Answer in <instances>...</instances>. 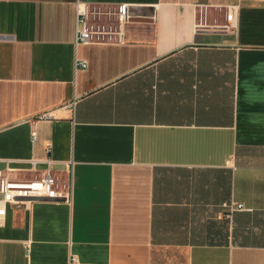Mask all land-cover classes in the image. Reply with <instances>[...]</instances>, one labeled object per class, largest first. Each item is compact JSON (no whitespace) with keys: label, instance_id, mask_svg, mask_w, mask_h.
Here are the masks:
<instances>
[{"label":"crops","instance_id":"1","mask_svg":"<svg viewBox=\"0 0 264 264\" xmlns=\"http://www.w3.org/2000/svg\"><path fill=\"white\" fill-rule=\"evenodd\" d=\"M48 159L72 201L8 204L0 264H264V0H0V168Z\"/></svg>","mask_w":264,"mask_h":264},{"label":"built area","instance_id":"2","mask_svg":"<svg viewBox=\"0 0 264 264\" xmlns=\"http://www.w3.org/2000/svg\"><path fill=\"white\" fill-rule=\"evenodd\" d=\"M77 13V42L80 43H121L126 40V24L130 18V5L126 2L110 6L80 5ZM86 65V63H82ZM31 177H20L9 166L0 168V216L5 215L8 204L20 205L34 198L48 197L71 202L73 198L72 177H59L50 167ZM33 166L35 160H32ZM235 206V205H233ZM238 203L234 208H242ZM76 261V257H71Z\"/></svg>","mask_w":264,"mask_h":264}]
</instances>
